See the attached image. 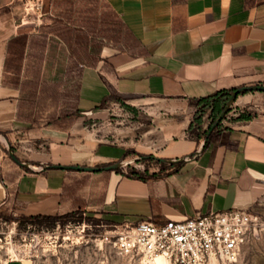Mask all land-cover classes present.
<instances>
[{
  "label": "crops",
  "instance_id": "0c3cea01",
  "mask_svg": "<svg viewBox=\"0 0 264 264\" xmlns=\"http://www.w3.org/2000/svg\"><path fill=\"white\" fill-rule=\"evenodd\" d=\"M23 14V0H0V132L17 158L34 168L11 159L0 139V206L13 194L18 215L117 213L108 201L109 170L52 167L132 160L127 150L133 148L107 144L90 127L106 116L110 104L119 103L100 107L105 96L116 93L133 107L151 105L165 109L161 115L175 116L158 126L167 137L161 152L150 156L166 165L172 163L161 158L174 159L177 165L145 178L151 213L130 221L164 222L245 208L264 216V109L250 116L231 112L204 144L188 135L192 120L184 114L194 108L183 107L217 92L245 88L240 100L249 92L264 93L249 89L264 86V0H44L41 17L23 23ZM54 21L60 27L47 33L41 74L55 79L68 72L62 90L77 95L78 117L74 122L50 117L56 107L48 106L37 117L35 108L37 121L19 118L21 90L12 79L26 76L28 40L19 73L10 59L22 41L14 40L40 34ZM116 24L122 34L114 31ZM63 25L72 30L67 39L60 34ZM89 58L96 64L73 67V61ZM131 164L116 171L130 176L125 168Z\"/></svg>",
  "mask_w": 264,
  "mask_h": 264
},
{
  "label": "rangeland",
  "instance_id": "374dc122",
  "mask_svg": "<svg viewBox=\"0 0 264 264\" xmlns=\"http://www.w3.org/2000/svg\"><path fill=\"white\" fill-rule=\"evenodd\" d=\"M248 98L241 99V94L232 102L231 112L253 115L264 109V93L249 92ZM232 97V93L225 106ZM192 104L194 110L184 116H190L193 127L208 129L215 121L212 109L206 103L186 102V109ZM154 106V105H153ZM151 105L133 107L126 101L110 104L104 118L96 120L91 129L99 140L126 148H133L141 154L131 155L132 164L125 169L150 176L166 172L162 163L151 154L161 152L167 131L157 129L162 121H175L171 113L161 115L165 109L150 108ZM182 116L183 113H173ZM158 116H163L159 117ZM170 117V118H168ZM175 117V116H174ZM226 117V116H225ZM154 128L150 135L146 130ZM190 136V132L188 131ZM192 137V136H190ZM196 138V135H194ZM137 158V159H135ZM107 185L108 201L117 213L76 210L69 213L63 224L59 221L54 226L45 223H33L13 209L0 206V264L18 259L28 264H145L138 258L120 254L112 244L113 230L123 221L136 220L139 215L151 213V201L145 197L144 178H133L116 170H109ZM264 220V216H262ZM260 234L246 244L239 260L235 264H264V226ZM216 262L212 260V263ZM217 264H223L218 262Z\"/></svg>",
  "mask_w": 264,
  "mask_h": 264
},
{
  "label": "built area",
  "instance_id": "2783aa9c",
  "mask_svg": "<svg viewBox=\"0 0 264 264\" xmlns=\"http://www.w3.org/2000/svg\"><path fill=\"white\" fill-rule=\"evenodd\" d=\"M23 2V23L43 15L44 0ZM263 226L262 216L251 209H229L164 222L125 221L116 226L110 238L120 254L145 264H154L158 257L170 264H211L212 260L235 264Z\"/></svg>",
  "mask_w": 264,
  "mask_h": 264
},
{
  "label": "trees",
  "instance_id": "16d2710c",
  "mask_svg": "<svg viewBox=\"0 0 264 264\" xmlns=\"http://www.w3.org/2000/svg\"><path fill=\"white\" fill-rule=\"evenodd\" d=\"M56 21H54V25L52 27H43L42 33L40 34H32L30 36L24 34L21 36H18L14 42L22 41V45L20 46V49L16 53V56H13L12 59H10V62L12 61V64L14 66V69L17 71L16 73H19L21 71V64L24 59V51L26 47L27 42V54H26V67H25V73L26 76L20 80V77L15 76L12 79V84L15 87H20L21 90V99L19 101V109H18V117L19 118H25L33 121H37V116L43 114L48 110V106H55L56 108L51 110L48 114L50 117H55L57 114L61 119H70L71 122H74L75 119L78 117L79 110L77 109V95L75 93L69 94L65 93L62 90V86L65 84V82L68 80V72L62 71L59 72L55 79H46L42 77V67L44 63V53L47 48V41H48V34L49 32L57 31V28L60 27V24L58 26L55 24ZM65 25V24H64ZM62 26L63 31L60 33L64 39H67L65 34H68V36L71 35L72 30H70L67 26ZM57 27V28H56ZM115 32H118L120 34L123 33V27L120 24L115 25ZM13 44V41H10V46ZM80 50V46L77 47ZM75 49V48H74ZM9 59V58H8ZM6 59V68L7 63L9 60ZM79 63H84L87 65H95L96 60H93L91 58L84 60V61H73V67H77ZM39 91V92H38ZM232 92H217L211 96H208L206 98H200L198 100H195V103H206L208 107L212 109V112L214 114L213 121H215L222 111L225 108L226 101L228 100L229 96ZM225 98V99H224ZM125 101V98L119 94L111 93L107 96H105L102 100V103L100 104L101 108L107 107V105L110 102H119L123 103ZM60 104H64L65 106L58 109L57 107ZM24 107V110L23 108ZM37 107V114L34 118V111ZM251 115V114H250ZM249 115V116H250ZM245 116V115H241ZM247 116V117H249ZM221 126V123L214 129V131L218 130ZM211 126H209L210 128ZM208 129H204L201 132V128L193 127V123L190 124L188 131L190 132V136L194 137L196 135L197 141H200L201 139L204 140L208 136ZM213 131V132H214ZM195 138V137H194ZM6 150V149H5ZM7 151V150H6ZM8 153V151H7ZM127 154H141L140 152H137L134 149L127 150ZM9 156V155H8ZM11 159L12 157L9 156ZM20 161H29L25 159H21L18 157ZM163 169L166 167H172L176 166V163L172 164H162ZM117 171H122V169H117ZM130 176L134 177H140V178H146L147 175L139 174V172H128L127 173ZM155 175V174H152ZM150 175V176H152ZM15 201L16 198L13 194L10 195L7 202L4 204L6 209H13L15 207ZM71 212L67 213H57L54 215H33V216H23L25 219H28L32 221L33 223H45L49 226L56 225L59 221H61L63 224L66 222L65 218L69 215Z\"/></svg>",
  "mask_w": 264,
  "mask_h": 264
},
{
  "label": "water",
  "instance_id": "95a60500",
  "mask_svg": "<svg viewBox=\"0 0 264 264\" xmlns=\"http://www.w3.org/2000/svg\"><path fill=\"white\" fill-rule=\"evenodd\" d=\"M250 90H261L264 91V86H252L249 87ZM246 89H239L236 90L235 92L232 93V97L229 100V102L227 103V105L225 106L224 110L222 111V113L220 114V116L216 119V121L211 125V127L209 128L208 131V136L206 139H204V144L206 143L208 137L212 134V132L214 131V129L222 122V120L224 119V117L230 112L231 107H232V102L237 98V95L242 92L245 91ZM0 139H3V141H5L6 146L8 148L9 154L12 156V158H14V160H16L20 165L22 166H26V167H31L34 168L33 164L31 162H26V161H20L17 156L15 155V152L9 142V140L4 137L3 133L0 132ZM137 159V158H135ZM161 161L164 162H169V163H174L177 160L174 159H165V158H161ZM130 162H133V160H120L117 161L115 163L112 164H108L105 166H82V165H53L52 167H57V168H67V169H74V170H78V171H87V172H92V171H103V170H117V169H121L124 168L126 165H128Z\"/></svg>",
  "mask_w": 264,
  "mask_h": 264
},
{
  "label": "bare ground",
  "instance_id": "6f19581e",
  "mask_svg": "<svg viewBox=\"0 0 264 264\" xmlns=\"http://www.w3.org/2000/svg\"><path fill=\"white\" fill-rule=\"evenodd\" d=\"M154 264H170L169 261L164 257H158ZM214 264H217V262H214Z\"/></svg>",
  "mask_w": 264,
  "mask_h": 264
}]
</instances>
